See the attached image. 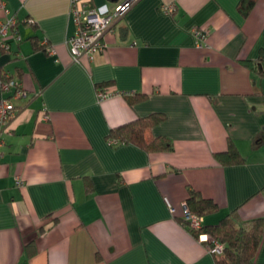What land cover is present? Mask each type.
<instances>
[{"label": "crops", "instance_id": "crops-1", "mask_svg": "<svg viewBox=\"0 0 264 264\" xmlns=\"http://www.w3.org/2000/svg\"><path fill=\"white\" fill-rule=\"evenodd\" d=\"M122 1L87 0L103 12ZM241 1L138 0L76 62L70 0H0L21 37L0 46V99L16 108L0 137V264H216L183 221L193 190L218 205L204 226L264 220V0L247 14ZM4 74L26 95L4 93ZM153 113L165 118L148 135L172 150L110 143ZM231 144L242 161L224 165L215 154Z\"/></svg>", "mask_w": 264, "mask_h": 264}, {"label": "trees", "instance_id": "trees-1", "mask_svg": "<svg viewBox=\"0 0 264 264\" xmlns=\"http://www.w3.org/2000/svg\"><path fill=\"white\" fill-rule=\"evenodd\" d=\"M255 0H242L241 7L247 14ZM260 75L264 77V61H261ZM161 113H153L111 129L109 139H115L121 144H136L146 150H172L173 145L163 137H150L148 132L164 120ZM215 158L224 165L236 164L242 161L237 147L229 145L226 151L216 153ZM189 210L198 216L217 211L218 205L211 199L203 198L199 192L191 191L186 201ZM206 233L212 240L224 244L223 253L215 255L216 264H252L261 245L264 234V220L254 219L241 221L236 212L226 215L218 224L202 226L196 233ZM211 245V241H203Z\"/></svg>", "mask_w": 264, "mask_h": 264}, {"label": "built area", "instance_id": "built-area-1", "mask_svg": "<svg viewBox=\"0 0 264 264\" xmlns=\"http://www.w3.org/2000/svg\"><path fill=\"white\" fill-rule=\"evenodd\" d=\"M138 0H124L109 12H103L98 8L91 7L87 0H70L71 13L75 22V32L69 37L67 44L73 59L77 62L82 56L92 58L97 52L103 51L106 48L104 35L113 27L114 23L124 17ZM167 12L173 11L172 7L166 8ZM31 24H35V20L30 19ZM17 20L14 16L8 17L5 21H0V46L4 49H10V36L12 39L19 42L20 35L14 30ZM194 36L199 39V46H203L206 42V33L198 28L192 30ZM48 53H53L52 47L47 48ZM2 90L9 94L13 99H19L26 95L25 89L16 79L4 74L2 76ZM112 95H129L125 91L103 92L98 91L97 98L105 99ZM15 104L10 98L0 99V137L7 131L9 121L15 114ZM111 144H118L115 139L109 140ZM169 204V202H168ZM172 211L174 209L169 204ZM183 221L192 230L199 231L203 226L202 217L194 214L189 208L184 206ZM199 239L203 241H211L208 245V251L213 256L223 253L224 244L217 240H211L206 233L200 232Z\"/></svg>", "mask_w": 264, "mask_h": 264}]
</instances>
